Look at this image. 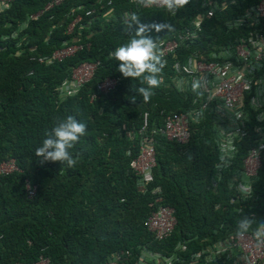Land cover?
<instances>
[{"label":"trees","instance_id":"trees-1","mask_svg":"<svg viewBox=\"0 0 264 264\" xmlns=\"http://www.w3.org/2000/svg\"><path fill=\"white\" fill-rule=\"evenodd\" d=\"M50 1L14 0L0 12V165L15 159L19 167L0 170V264H35L41 254L53 264H105L115 252L128 249L133 263L143 249L166 256L180 244V264H190L191 256L206 245L204 238L236 232L244 216L264 221V179L251 198L242 200L225 174L217 176L219 150L210 115L192 120L186 145L156 135L157 165L146 189H139L140 176L134 171L145 111L150 113V131L169 115L189 110L194 99L192 93L160 86L143 102L135 89L147 85L123 77L120 62L109 56L134 35L125 30L122 19L136 13L144 23L168 22L171 30L150 33L161 43L191 27L208 0H188L175 14L164 7H142L137 0H63L45 10ZM257 1L247 0L240 8L232 5L206 20L198 47L207 41L229 43L240 35L243 29L227 28L225 20L232 10L242 11ZM81 43L84 48L73 56L51 59L55 50ZM183 48L181 61L187 53ZM176 56L164 59L159 76L172 75ZM95 60L102 64L93 77L78 92L61 96L72 69ZM116 75L121 77L119 85L98 94V83ZM67 115L88 124L87 134L71 149L79 154L76 167L42 164L36 147L44 132ZM258 138L256 131L249 133L243 157ZM158 197L175 208L177 217L174 232L164 240L144 226L159 205Z\"/></svg>","mask_w":264,"mask_h":264},{"label":"built area","instance_id":"built-area-1","mask_svg":"<svg viewBox=\"0 0 264 264\" xmlns=\"http://www.w3.org/2000/svg\"><path fill=\"white\" fill-rule=\"evenodd\" d=\"M13 1L0 0V12ZM62 1L51 0L45 10ZM236 1L232 0L234 3ZM228 2L229 0H212L208 4L211 8L197 17L196 26L187 29L179 37L158 43L163 59L171 53H177L172 63V75L160 76L164 81L161 86L192 93L194 106L187 111L169 115L162 125L150 131V113H144V123L140 130V153L133 160L134 171L140 176L141 190L146 189L153 179V169L157 164L156 135L186 145L192 134V120L201 121L206 115L211 116L216 130L219 179L225 174L229 187L234 189L242 200L251 198L256 192V186L264 179V0L249 5L227 23L229 28L243 29L240 30V35L230 38L229 43L208 44L206 48L197 45L203 19L214 16L216 9H224ZM142 7L162 5L159 0H154L153 3ZM43 11L31 14L30 19L38 18ZM84 46V43L68 44L55 50L51 59L62 61L73 56ZM182 46L187 51L181 55L184 61L179 59ZM39 61L45 62V57H40ZM101 64V60L85 61L74 67L69 79L61 86L60 95L78 92L93 77ZM120 81V76L104 78L97 85L98 94L110 92ZM194 84L198 87L194 88ZM252 130L259 134V138L253 140L247 155L241 158L242 149L249 145L248 135ZM17 169L19 167L15 159L0 165L2 172ZM30 193L32 196L35 192ZM161 201V197L156 199L159 203L157 209L144 221L146 229L158 240L170 237L177 224L175 208ZM244 204L239 207L240 211ZM204 241L207 242L206 245L192 255V264H264V237L258 239L252 231L246 234L233 232L226 236L204 238ZM182 247L183 244H180L173 254L166 256L143 249L133 263H130L131 250H120L105 264H178L183 261L178 254ZM35 264L53 263L50 257L41 254Z\"/></svg>","mask_w":264,"mask_h":264},{"label":"clouds","instance_id":"clouds-1","mask_svg":"<svg viewBox=\"0 0 264 264\" xmlns=\"http://www.w3.org/2000/svg\"><path fill=\"white\" fill-rule=\"evenodd\" d=\"M211 1L212 0H208L206 4H204L203 7H205V9L196 14L193 25L189 28L196 26L195 21L197 17L206 13L207 9L211 8V5L208 6ZM245 1L247 0H237L234 3L232 0H229L228 5L224 9H216L214 16H216L219 12H226L232 5L239 7V4L244 3ZM153 2L154 0H137V3L141 5ZM187 2L188 0H159L162 7L166 8L171 14H175V12L183 7ZM249 5H251V3ZM245 9L246 8L242 9V11L232 10L231 17L225 20V26L228 28L227 23L231 21L235 15L242 13ZM214 16L204 18L201 29L203 28L204 22L212 19ZM122 24L124 25L126 31L132 30L134 35H132L128 41L110 52L109 56L110 58L120 62L118 71L123 75V77H130L134 80L140 79L141 84L147 85V87L141 86L135 89V91L143 98V102L147 103L155 95L154 90L158 89L164 82L162 77L158 74L161 73L165 67L166 61H164V59L168 57L167 56L163 59V53L159 51L157 39L153 38L150 33L153 31L158 33L161 30L169 31L172 26L168 22L153 21L151 23H144L141 20V17L136 13H126L122 19ZM208 44L212 45L211 42L207 41L206 46L202 47L206 48ZM193 87L196 88L198 85L194 84ZM131 100L132 102H135L136 96H132ZM192 106H194V103ZM87 131L88 124L85 120H78L73 115L58 118L54 126L50 130H46L44 132L42 142L35 149V156L40 158V162L42 164L45 162H60L68 168H75L78 163L79 154L77 153L74 155L71 149H73L81 138L87 134ZM241 158H243V156H241ZM254 224L255 228H253ZM250 230L258 239L264 237V221L257 223L253 218L244 216L237 222L236 232L238 234H246ZM141 253L142 250L139 251L138 255ZM180 263L181 262H178V264ZM190 264H192V260ZM195 264L201 263L198 262Z\"/></svg>","mask_w":264,"mask_h":264}]
</instances>
